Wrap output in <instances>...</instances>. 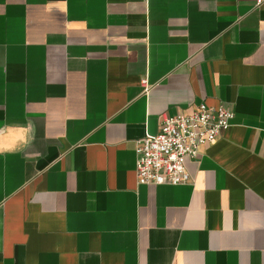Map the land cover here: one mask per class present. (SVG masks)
I'll use <instances>...</instances> for the list:
<instances>
[{
    "label": "crops",
    "instance_id": "0c3cea01",
    "mask_svg": "<svg viewBox=\"0 0 264 264\" xmlns=\"http://www.w3.org/2000/svg\"><path fill=\"white\" fill-rule=\"evenodd\" d=\"M201 103L233 119L190 182L139 184L135 142ZM29 120L0 264H264V0H0V126Z\"/></svg>",
    "mask_w": 264,
    "mask_h": 264
},
{
    "label": "built area",
    "instance_id": "2783aa9c",
    "mask_svg": "<svg viewBox=\"0 0 264 264\" xmlns=\"http://www.w3.org/2000/svg\"><path fill=\"white\" fill-rule=\"evenodd\" d=\"M263 0H256V5ZM144 92L148 86L142 80ZM233 113L226 104L195 106L188 115L163 114L159 131L135 142V174L141 185L177 186L190 182L187 160H195L199 148L212 144L227 130Z\"/></svg>",
    "mask_w": 264,
    "mask_h": 264
},
{
    "label": "clouds",
    "instance_id": "9594fccd",
    "mask_svg": "<svg viewBox=\"0 0 264 264\" xmlns=\"http://www.w3.org/2000/svg\"><path fill=\"white\" fill-rule=\"evenodd\" d=\"M36 140V126L29 120L23 125L0 126V155L25 153Z\"/></svg>",
    "mask_w": 264,
    "mask_h": 264
}]
</instances>
